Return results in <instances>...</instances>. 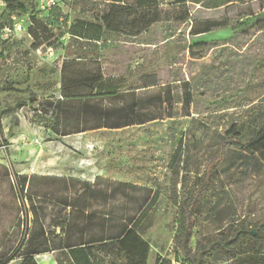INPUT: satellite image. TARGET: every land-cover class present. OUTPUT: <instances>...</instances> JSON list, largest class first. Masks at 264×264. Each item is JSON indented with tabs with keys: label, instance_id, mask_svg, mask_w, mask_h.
Here are the masks:
<instances>
[{
	"label": "rangeland",
	"instance_id": "1",
	"mask_svg": "<svg viewBox=\"0 0 264 264\" xmlns=\"http://www.w3.org/2000/svg\"><path fill=\"white\" fill-rule=\"evenodd\" d=\"M47 1L33 0L35 10L15 14L11 33L0 36V81L5 89L0 93V164L7 167L10 181L22 186L29 211L26 228L23 211L17 215L1 208L0 184L3 244L14 246L9 236L21 239L41 225L50 233L52 222L67 211L61 203L100 177L158 194L153 225L143 236L148 245L145 264H156L157 259L166 264H234L239 255L264 256V230L254 226L264 219V148L254 153L261 163L256 169L237 163L221 170L199 204L185 248L178 232L180 206L207 169L224 132L242 127L245 143L254 135L252 123L264 120V20L240 26L264 14V0H225L211 9L206 8L209 0H157L161 22L136 38L108 34L104 42L79 39L71 32L85 22L101 25L104 2L55 0L49 10ZM3 11L0 3V16ZM208 19L231 25L238 21L242 28L189 35L194 21ZM200 43L204 46H194ZM94 73L123 93L154 80L155 86L106 99L105 105L123 106L133 95L136 100L153 96L140 113L158 118L90 130L95 118L77 117V107L94 101L71 98L68 86L74 76V94L86 95L84 78ZM168 92L170 103H158V95ZM81 128L87 130L76 133ZM103 181L100 185H107ZM246 216L255 235L228 245L231 251L225 253L220 245ZM15 217L19 227L8 229ZM52 242L59 247L58 238ZM56 257L53 251L34 260L57 264Z\"/></svg>",
	"mask_w": 264,
	"mask_h": 264
},
{
	"label": "trees",
	"instance_id": "2",
	"mask_svg": "<svg viewBox=\"0 0 264 264\" xmlns=\"http://www.w3.org/2000/svg\"><path fill=\"white\" fill-rule=\"evenodd\" d=\"M99 1L106 4L105 10L98 17L101 25L81 23L79 28L71 30L72 35L79 39L95 42L106 41L108 34L136 38L162 20V12L157 0H135L132 4L124 0ZM193 2L201 3L203 0ZM227 2L225 0H209L206 3V8H216ZM0 3L4 6V11L0 16V36L4 29H12V17L15 14L24 15L29 10L31 12L35 10L33 0H0ZM261 20H264V14L258 15L253 20L245 19V21H241L240 26L248 22L256 24ZM237 22L235 21V24L231 25L227 21L213 19L194 21L190 27L189 35L197 36L229 26L231 30H240L242 27L237 26L239 25ZM46 26L51 30L50 24ZM260 30L264 31V26ZM1 46L3 43H0V48ZM194 46H204V43ZM64 74L61 78V87H64L66 82ZM71 78L68 86L71 98L85 96L94 101L91 105L83 101L77 107V117L89 115L91 118H95L96 125L90 130L119 129L158 118L152 116L144 118L146 115L140 113L145 102H149L153 96L136 100L133 95L131 101H126L123 106L105 105L106 99L110 101L115 98L122 99L123 94H134L133 89H146L155 86L154 80L143 83L138 88H128L126 93H123L113 86L104 84L101 73H94L84 78L89 87L86 95H79L74 94L72 90L75 88L74 84L77 78L74 76ZM4 91L0 81V93ZM160 95L157 97L158 103H170L169 92ZM64 96L67 97L66 94ZM183 99L184 104L188 105L187 97ZM21 106L18 105V108ZM252 125L255 129L254 135L245 143H242V127L231 126L224 132L218 150L209 158L207 169L192 186L189 197L181 204L178 227L181 248H185L188 244L194 226V215L198 212L200 202L218 182L221 170L237 163L243 167L252 166L253 169H256L257 165L261 166L254 153L257 149L264 148V120L261 122L260 119H256ZM86 130L81 128L76 133ZM68 134L70 133H64L63 136ZM175 154L173 158H176ZM104 180L95 177L93 185H83L80 194L69 197L61 203L67 211L52 222L50 233L45 232L41 225L38 232L27 231L21 239L19 237L17 239V235L12 234L9 238L16 241L14 246L3 244L4 237H1L0 264H9L14 260H20L21 264H36L35 257L53 251L57 254V264H145L148 245L143 236L153 225L158 194L146 187L109 179ZM102 181L107 185H100ZM0 184L4 185L1 208L9 213H17V215L23 211L24 223L27 228L29 211L26 209L24 190L22 186L14 185L10 181V173L3 164H0ZM8 223V229L13 230L19 227L21 221L15 217ZM254 226L257 230L263 231L264 219L258 221ZM57 229L59 233L55 234ZM251 234L249 217L246 216L235 229L230 231L229 241L220 245V248L228 253L231 251L228 245ZM54 237L59 239L58 248H55L52 242ZM233 262L234 264H264V256L239 255L234 258ZM156 264L166 263L157 259Z\"/></svg>",
	"mask_w": 264,
	"mask_h": 264
},
{
	"label": "built area",
	"instance_id": "3",
	"mask_svg": "<svg viewBox=\"0 0 264 264\" xmlns=\"http://www.w3.org/2000/svg\"><path fill=\"white\" fill-rule=\"evenodd\" d=\"M56 1L55 0H48L47 2H46V6H47V8L50 10L53 6H55V3ZM3 33H4V35L5 34H10L11 33V30H9V29H5L4 31H3ZM51 55V54H50Z\"/></svg>",
	"mask_w": 264,
	"mask_h": 264
},
{
	"label": "water",
	"instance_id": "4",
	"mask_svg": "<svg viewBox=\"0 0 264 264\" xmlns=\"http://www.w3.org/2000/svg\"><path fill=\"white\" fill-rule=\"evenodd\" d=\"M251 233H252L253 235H255V233H254L253 231H251Z\"/></svg>",
	"mask_w": 264,
	"mask_h": 264
},
{
	"label": "bare ground",
	"instance_id": "5",
	"mask_svg": "<svg viewBox=\"0 0 264 264\" xmlns=\"http://www.w3.org/2000/svg\"><path fill=\"white\" fill-rule=\"evenodd\" d=\"M45 260V259H44ZM39 262H41V261H39Z\"/></svg>",
	"mask_w": 264,
	"mask_h": 264
}]
</instances>
